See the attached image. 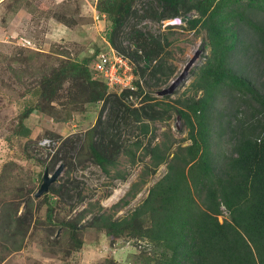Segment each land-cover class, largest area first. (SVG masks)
<instances>
[{"label": "trees", "instance_id": "1", "mask_svg": "<svg viewBox=\"0 0 264 264\" xmlns=\"http://www.w3.org/2000/svg\"><path fill=\"white\" fill-rule=\"evenodd\" d=\"M138 1H95L98 19L106 22L105 42L133 65L135 89H124L121 93L109 91L106 82L93 74L90 63L103 49H97L91 57L69 59L42 76L36 89L40 101L29 112L47 111V106L54 108L52 103L68 79L81 89L86 102L104 101L102 111L110 104L107 119L101 114L80 146L73 145L75 156L60 154L61 150H57L50 166L54 168L62 161L69 170H75L85 164L86 159H92L109 172L111 166H116L121 153L130 155L135 162L136 151L127 144L129 138L123 136V130L134 134L140 129L141 134L147 135L151 131L148 121L170 119L176 111L189 128L191 143L179 145L172 157L170 149L174 140L155 145L149 143L145 155H151L152 161L145 172H155L166 161L168 172L129 216L114 219L110 213H98L87 226L105 231L113 238L146 241L147 246L141 248L128 264H264V92L230 65L239 41L233 26L239 22L255 30L259 49L264 51V20H256L252 15L256 12L264 14V0H156L142 11L136 7ZM25 4L15 0L10 11H18ZM192 12L194 16L187 19L185 16ZM148 18L155 22L181 18L191 29L200 25L207 30L211 52L199 68L193 83L194 94L178 99V105L152 96L142 84V79L147 78L149 87H159L174 73V67L165 56L172 41L162 32L140 26ZM200 92L203 94L199 95ZM140 95H143L140 105L129 101V97ZM223 95L232 99L236 96L238 100L229 115L232 118L229 117L226 126L220 124L217 131L220 137L230 132L232 141L230 153L223 154L220 160L213 149L215 129L212 119L216 110L220 115L224 114L217 105ZM248 97L255 104L249 102ZM245 106L249 113L239 117L238 113H242ZM48 113L52 114L51 111ZM25 118H21L20 127L14 134L28 138L31 129L24 123ZM142 144L143 139L138 138L136 149ZM28 151L25 148L28 158L36 160ZM8 167L6 164L2 176ZM3 181L0 179V185ZM83 184L81 180L68 178L58 186L51 185L50 191L43 195L48 228L56 225L65 228L62 236L51 241L52 245L64 244L68 254L79 251L85 243L82 238L85 225L80 223L88 209L72 219H58L52 199L58 196L59 201L76 207L85 200ZM25 196L31 209L37 199L26 193ZM92 206L100 207L98 203ZM17 207L14 206L15 212ZM9 216V227L18 226L6 232L7 240L0 241V264L12 251L19 249L20 245L10 249L6 244L10 241L16 244L18 234H27L34 214L28 209L23 215L10 213ZM106 261L117 264L111 256Z\"/></svg>", "mask_w": 264, "mask_h": 264}, {"label": "rangeland", "instance_id": "2", "mask_svg": "<svg viewBox=\"0 0 264 264\" xmlns=\"http://www.w3.org/2000/svg\"><path fill=\"white\" fill-rule=\"evenodd\" d=\"M20 1L22 4L26 1L24 7L18 11H10L15 0H0V179L5 180L0 185V241L7 240L6 232L18 226L14 224L9 227L10 213L19 216L29 209L34 216L31 218L32 222H29L27 234H18L15 237L16 244L11 241L6 244L10 249L18 245L20 247L12 251L2 264H109L106 259L110 256L114 257L117 264H128L141 248L147 246L146 241L113 238L105 231H97L87 224L98 213H110L114 219L127 217L142 204L151 188L168 172V161L161 163L155 172H145L147 165L152 161L151 155H145L146 147L149 143L155 145L168 139L174 140L170 149L172 157L179 145L191 143L188 139L189 128L182 117L178 121L179 114L175 111L170 119L156 122L147 120L151 126L147 135L141 134L140 129H136L134 134L132 131L127 133V130H123V136L129 138L127 144L136 151L135 162L130 155L121 153L116 166H111L109 172H105L92 159H86L85 164L75 170L65 167L52 185L58 186L68 178L81 180L84 183L85 200L76 207L59 201L58 196L52 201L58 219H72L88 209L80 223L85 225L82 236L85 243L79 251L70 254L66 253L67 247L64 244L52 245L54 239L62 236L65 228L62 225L48 228L47 205L43 202V196L37 198L35 193L42 183L46 169L53 172L60 163H64L61 161L54 168L50 166L56 151L61 150L60 154L75 156L73 145L80 146L87 131L97 123L101 114L103 119H107L110 104L102 111L104 101L86 102L81 89L68 79L59 90L56 101L52 103L54 108L47 106V111H29L40 101L36 89L45 73L69 59L91 57L97 49L101 51L109 48L104 38L106 22L104 25V22L98 19L96 0ZM155 3L156 0H139L136 7L142 11L143 7ZM193 14L194 12L187 14L188 18L194 16ZM255 14L252 15L256 20H264L263 13ZM140 26L162 32L169 37L172 43L167 47L165 56L169 65L174 67L173 75L163 85L149 87L147 78L142 79V84L152 96L159 97L171 105H178V99L194 94L193 83L199 68L211 52L207 30L200 25L191 29L181 18H169L161 22L148 18ZM60 27L70 28L71 31L66 35ZM233 28L238 32L239 41L231 55L230 65L237 73L249 77L264 92V51L259 49L257 33L251 26L242 22ZM197 49H203V52L187 78L173 94L160 96L158 92L169 86L180 74ZM202 94L203 92L199 93ZM238 94L236 92L235 95ZM246 99L252 101L250 97ZM237 100L236 96L232 99L229 95H223L221 100L217 101L218 109L221 108L224 112L220 115L216 110L212 119L215 129L213 149L220 160L223 154L230 153L232 141L230 132L220 137L217 131L220 130V124L226 126L231 117L230 113L236 108ZM129 101L134 102L136 106L140 105L143 95L131 96ZM252 104L255 102L252 101ZM241 110L243 112L238 113L239 117L249 113L246 106ZM68 112H71V115H67ZM23 116H26L24 123L31 129L28 138L14 134L19 129ZM233 123H237L234 118ZM138 138L143 139V144L136 149L135 142ZM65 139L67 141L63 143ZM25 148L37 159H29ZM6 164L9 165V170L2 176ZM122 189H125V192L116 201H111V196ZM25 193L37 199L31 209L27 205ZM92 203H98L101 208L92 206ZM15 205L18 206L16 212L13 210ZM49 233L52 235L48 236ZM70 250L73 252V249Z\"/></svg>", "mask_w": 264, "mask_h": 264}, {"label": "built area", "instance_id": "3", "mask_svg": "<svg viewBox=\"0 0 264 264\" xmlns=\"http://www.w3.org/2000/svg\"><path fill=\"white\" fill-rule=\"evenodd\" d=\"M91 69L96 77L106 82L109 91L121 93L124 89H135L133 65L110 46L95 57Z\"/></svg>", "mask_w": 264, "mask_h": 264}, {"label": "water", "instance_id": "4", "mask_svg": "<svg viewBox=\"0 0 264 264\" xmlns=\"http://www.w3.org/2000/svg\"><path fill=\"white\" fill-rule=\"evenodd\" d=\"M185 17L188 18L189 15H186ZM202 52L203 49H197L195 54L187 61L180 74L171 81L169 86L161 89L158 92V94L160 96L173 94L176 88L187 78L188 74L190 73V70L195 66L196 61L199 59ZM180 118L181 116L179 115L178 121H180ZM178 127H180L179 123H178ZM64 169H65L64 163H60L53 172H50L49 169H46V171L43 174L42 183L39 189L35 193V197L40 198L45 193H48L50 191L51 185L58 180ZM124 192L125 189L119 190V192L116 195L111 196L110 200L113 202L116 201Z\"/></svg>", "mask_w": 264, "mask_h": 264}, {"label": "crops", "instance_id": "5", "mask_svg": "<svg viewBox=\"0 0 264 264\" xmlns=\"http://www.w3.org/2000/svg\"><path fill=\"white\" fill-rule=\"evenodd\" d=\"M100 21H103L104 22V25H105V20H101L100 19ZM99 22V21H98ZM101 23V22H100ZM60 29H62L63 30V33H66V35L67 34H69L70 33V31H71V29L70 28H66V27H60Z\"/></svg>", "mask_w": 264, "mask_h": 264}, {"label": "bare ground", "instance_id": "6", "mask_svg": "<svg viewBox=\"0 0 264 264\" xmlns=\"http://www.w3.org/2000/svg\"><path fill=\"white\" fill-rule=\"evenodd\" d=\"M118 192H119V191H118ZM118 192H117V193H118ZM117 193H116V194H117Z\"/></svg>", "mask_w": 264, "mask_h": 264}]
</instances>
